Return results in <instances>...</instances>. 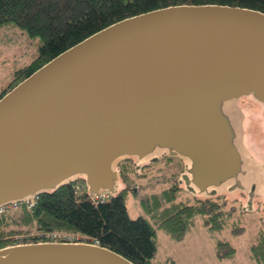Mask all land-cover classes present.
I'll return each mask as SVG.
<instances>
[{
  "label": "water",
  "instance_id": "obj_1",
  "mask_svg": "<svg viewBox=\"0 0 264 264\" xmlns=\"http://www.w3.org/2000/svg\"><path fill=\"white\" fill-rule=\"evenodd\" d=\"M244 98L264 108V12L174 5L125 18L60 53L0 98V207L83 181L123 188L121 166L183 162L193 197L264 202ZM0 264H135L89 242L0 248Z\"/></svg>",
  "mask_w": 264,
  "mask_h": 264
},
{
  "label": "trees",
  "instance_id": "obj_2",
  "mask_svg": "<svg viewBox=\"0 0 264 264\" xmlns=\"http://www.w3.org/2000/svg\"><path fill=\"white\" fill-rule=\"evenodd\" d=\"M184 4L229 5L264 12V0H0V40L11 35L13 31L9 26H14L27 34L26 40L35 46L31 49L37 46L39 49L38 55L17 70L9 84L1 89L0 98L54 57L92 34L125 18ZM13 37L14 34L9 39ZM164 160L167 168L179 169L169 175L160 167L157 172L161 176L152 177L157 180L140 189L132 178L135 174L133 159L122 162L124 186L106 202L94 203L86 191H78L79 183H74L39 196L31 208L27 203L20 204L16 210L0 215V248L26 239L41 241L43 233H72L113 250L135 264H153L159 252V229L171 239L182 241L197 219L202 218L201 222L214 234L226 228L234 235L245 232L240 219L236 220L244 195L194 197V202L182 198V191H186L178 178L183 162L176 158ZM174 160L180 164L175 166ZM156 184L161 185L160 190L150 191L141 198L147 216L132 218L127 207L130 194L137 198L147 187L155 188ZM31 232L35 233L34 237L22 238ZM236 254L237 249L229 241L217 240L218 259H232ZM250 257L254 264H264V230L251 245Z\"/></svg>",
  "mask_w": 264,
  "mask_h": 264
},
{
  "label": "rangeland",
  "instance_id": "obj_3",
  "mask_svg": "<svg viewBox=\"0 0 264 264\" xmlns=\"http://www.w3.org/2000/svg\"><path fill=\"white\" fill-rule=\"evenodd\" d=\"M9 27H11L10 29L13 33L0 40V91L9 84L17 70L27 66L39 53L38 46L34 50L31 49L35 46L26 40L27 34L21 33L22 31L14 28V26ZM13 34L14 37L9 39ZM36 40L39 44V39ZM242 105L250 117L248 130L249 147L254 150L259 158L264 159V108L247 98L242 100ZM179 162L177 160L173 161L175 166L179 165ZM132 163H134V159ZM160 167L164 168V173L169 175L179 169V167L177 169L174 167V169L167 168L165 160L155 163L153 168L151 165H145L142 172L146 176H138L135 172L136 175L134 174L132 177L134 183L138 184L139 189L143 185L154 183L161 176V173L157 172ZM160 187L161 185L158 186V184H156L155 188L147 187V190H143L137 198L130 194L127 207L132 218L147 216L140 203L141 198L146 193H150V191L160 190ZM181 197H187L192 202L195 201L194 197L184 191H182ZM241 199L240 204L243 205L246 198ZM242 205L239 207L240 210L236 213L237 215L235 214L236 220L240 219V223L246 228L245 232L240 235L232 234L229 228L215 234L211 233L201 222L202 218L197 219L194 227L182 241L171 239L164 230L159 229L157 231L159 252L153 259V264H254L250 257V247L258 239L260 232L264 230V202H257V208L254 212H243L241 210ZM33 234L35 233H25L22 238L34 237ZM218 239L229 241L237 249V254L234 258L218 259L216 256V242ZM14 240L17 241L18 239ZM26 240L20 243H33L30 242L31 240L28 241L29 239Z\"/></svg>",
  "mask_w": 264,
  "mask_h": 264
},
{
  "label": "built area",
  "instance_id": "obj_4",
  "mask_svg": "<svg viewBox=\"0 0 264 264\" xmlns=\"http://www.w3.org/2000/svg\"><path fill=\"white\" fill-rule=\"evenodd\" d=\"M78 184L77 188L78 191L83 193L85 190L82 186H79ZM110 194L108 192L101 193L97 196L91 197L92 201L94 203H101V202H106L110 200ZM37 201V199L33 200H28L26 203L28 204V207H32L33 204ZM20 204L19 203H14L10 205H5L0 207V215L9 213L13 210H16L19 208ZM42 237V241H61V242H89V243H95V242H90L87 241L84 237H82L79 234H72V233H62V232H51V233H43L40 235ZM16 239V238H15ZM97 244V243H95Z\"/></svg>",
  "mask_w": 264,
  "mask_h": 264
}]
</instances>
